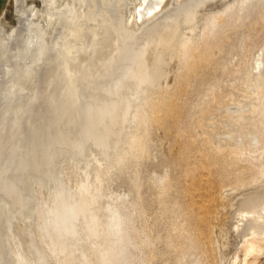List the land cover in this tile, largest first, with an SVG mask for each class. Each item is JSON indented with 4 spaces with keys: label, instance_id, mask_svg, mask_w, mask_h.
<instances>
[{
    "label": "water",
    "instance_id": "95a60500",
    "mask_svg": "<svg viewBox=\"0 0 264 264\" xmlns=\"http://www.w3.org/2000/svg\"><path fill=\"white\" fill-rule=\"evenodd\" d=\"M248 0H0V264H50L59 147L180 68ZM212 264H264V149Z\"/></svg>",
    "mask_w": 264,
    "mask_h": 264
},
{
    "label": "rangeland",
    "instance_id": "374dc122",
    "mask_svg": "<svg viewBox=\"0 0 264 264\" xmlns=\"http://www.w3.org/2000/svg\"><path fill=\"white\" fill-rule=\"evenodd\" d=\"M227 24L179 115L151 124L145 99L181 67L59 147L50 264H212L232 183L264 149V0Z\"/></svg>",
    "mask_w": 264,
    "mask_h": 264
},
{
    "label": "bare ground",
    "instance_id": "6f19581e",
    "mask_svg": "<svg viewBox=\"0 0 264 264\" xmlns=\"http://www.w3.org/2000/svg\"><path fill=\"white\" fill-rule=\"evenodd\" d=\"M252 1V0H251ZM241 9V8H240ZM232 18V17H231ZM227 24V22L225 23ZM224 24V25H225ZM223 25V26H224ZM228 25V24H227ZM225 25V26H227ZM222 26V27H223ZM221 29V28H220ZM219 29V30H220ZM221 33V32H219ZM218 33V34H219ZM225 33V32H224ZM217 34V33H216ZM222 35V34H221ZM216 36V35H215ZM217 41V38L216 39H211V40H208L200 49H198L182 66H181V69H182V73L180 75H178V78L176 80V85H175V90L174 92H172V95H164L161 91H157L156 88L150 90V93L147 95L146 99L148 104V108L150 109V112L149 114L145 115L147 118V120L152 124L156 123H161L162 121H164V118L167 117V115H172L176 109H175V105L173 104V99L177 96V94L179 93V91L185 87V85L187 84L189 78L191 75H194V74H197L200 69H202L201 67L207 62V60L209 59V57L211 55H213V53L216 51V48H215V42L214 41ZM222 52V51H221ZM207 65V64H206ZM179 69V68H178ZM181 72V71H180ZM202 72V70H201ZM193 77V76H192ZM187 87V86H186ZM172 89V88H171ZM185 90V89H184ZM164 92V91H163ZM167 92V91H165ZM164 92V93H165ZM180 96V95H179ZM177 100H179L178 98H176ZM183 99V98H182ZM176 100L174 99V102ZM184 105V104H183ZM184 107V106H183ZM179 109V108H178ZM148 110V109H147ZM136 111V110H135ZM138 112V111H137ZM144 113H145V110H144ZM177 115L178 112H176ZM174 113V114H176ZM143 115V114H142ZM142 117V116H141ZM144 117V115H143ZM175 118V117H173ZM181 118V117H180ZM168 120V119H167ZM176 118L173 120L175 121ZM143 121V120H142ZM177 121V120H176ZM180 121V120H179ZM98 123V122H97ZM176 123V122H175ZM159 127V125H157ZM92 128V127H91ZM172 128V127H171ZM144 132V131H143ZM142 137V136H141ZM145 139V138H144ZM138 146V145H137ZM132 147V146H131ZM142 147L140 146L139 147V151ZM134 149V148H133ZM136 149V148H135ZM145 150V149H144ZM141 152V151H140ZM139 155V154H137ZM215 200V199H214ZM212 212V211H210ZM216 216V215H215ZM210 219V218H209ZM215 220V219H214ZM122 221V220H121ZM211 222V221H210ZM218 224V223H217ZM122 227V224H120ZM117 226V225H116ZM114 227L115 229L118 228L117 227ZM217 228V227H216ZM114 229V230H115ZM119 229V228H118ZM122 229L119 230L118 232H122ZM117 230V229H116ZM115 230V232H117ZM124 231V230H123ZM214 234V233H213ZM212 239V238H211ZM126 242V241H125ZM214 251V250H213Z\"/></svg>",
    "mask_w": 264,
    "mask_h": 264
}]
</instances>
